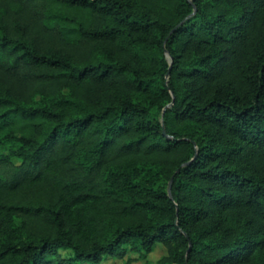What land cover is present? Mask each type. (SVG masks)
Returning a JSON list of instances; mask_svg holds the SVG:
<instances>
[{
  "label": "trees",
  "instance_id": "1",
  "mask_svg": "<svg viewBox=\"0 0 264 264\" xmlns=\"http://www.w3.org/2000/svg\"><path fill=\"white\" fill-rule=\"evenodd\" d=\"M157 244L264 264V0H0V264Z\"/></svg>",
  "mask_w": 264,
  "mask_h": 264
},
{
  "label": "rangeland",
  "instance_id": "2",
  "mask_svg": "<svg viewBox=\"0 0 264 264\" xmlns=\"http://www.w3.org/2000/svg\"><path fill=\"white\" fill-rule=\"evenodd\" d=\"M165 255V250L162 245L157 244L154 246L153 250L145 255H138V254H129V257L132 258L131 264H158L160 258ZM62 256H65L63 254ZM125 261L121 259H105L102 264H123Z\"/></svg>",
  "mask_w": 264,
  "mask_h": 264
},
{
  "label": "water",
  "instance_id": "3",
  "mask_svg": "<svg viewBox=\"0 0 264 264\" xmlns=\"http://www.w3.org/2000/svg\"><path fill=\"white\" fill-rule=\"evenodd\" d=\"M169 61H171V58L169 57ZM168 194L170 195V185L168 187Z\"/></svg>",
  "mask_w": 264,
  "mask_h": 264
}]
</instances>
